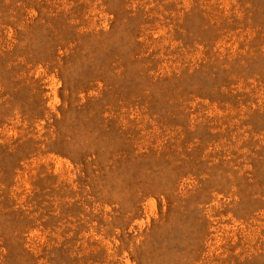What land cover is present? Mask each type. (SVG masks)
<instances>
[{
    "label": "rangeland",
    "instance_id": "374dc122",
    "mask_svg": "<svg viewBox=\"0 0 264 264\" xmlns=\"http://www.w3.org/2000/svg\"><path fill=\"white\" fill-rule=\"evenodd\" d=\"M0 264H264V0H0Z\"/></svg>",
    "mask_w": 264,
    "mask_h": 264
}]
</instances>
